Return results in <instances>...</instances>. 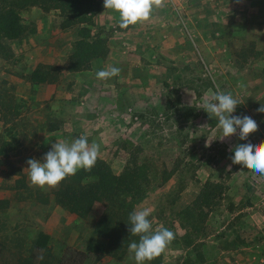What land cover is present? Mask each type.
Segmentation results:
<instances>
[{
	"label": "rangeland",
	"instance_id": "1",
	"mask_svg": "<svg viewBox=\"0 0 264 264\" xmlns=\"http://www.w3.org/2000/svg\"><path fill=\"white\" fill-rule=\"evenodd\" d=\"M105 11L92 16V29L108 41L125 29L118 21L108 24V15L102 21ZM21 15L23 36L0 47V142L8 127L20 140L14 153L0 156V221L8 223L10 232L22 230L31 238L45 230L53 236L56 252L62 242L84 246L108 199L97 195L87 217L73 213L56 200L63 182L56 188L31 185L27 160L42 161L57 140L72 142L86 134L89 144L100 145L98 159L110 165L124 186L131 179L127 167L146 165L147 180L133 184L135 210L151 209L153 229L163 226L176 234L161 264H214L224 258L221 248L242 254L247 250L239 264H264V175L233 164L230 150L240 143L264 142V113L256 111L264 104V0H166L148 21L130 25L148 26L150 37L138 34L141 39L121 50L128 59L122 71V105L108 96L112 83L105 86L109 90L100 85L98 92L108 94V102L91 109L84 121L79 117L76 121L82 125L70 133L64 128L68 120L51 117L52 100L37 98L39 84L29 76L40 67L50 73L52 80L46 84L81 86L75 81L90 73L94 59L73 60L80 25L65 24L59 9L33 6ZM159 26L162 32L156 31ZM109 53L110 48L102 58ZM217 90L238 100L233 115L258 122L248 140H240L238 133L223 138L218 119L204 110V102ZM76 103L79 113L78 108L87 105L84 95ZM50 126L62 129L53 143L39 138ZM137 173L136 167L132 176ZM207 181L219 186L212 189L210 202L203 203L195 228L183 212L193 207ZM94 264L136 261L127 250L122 260L105 256Z\"/></svg>",
	"mask_w": 264,
	"mask_h": 264
},
{
	"label": "trees",
	"instance_id": "2",
	"mask_svg": "<svg viewBox=\"0 0 264 264\" xmlns=\"http://www.w3.org/2000/svg\"><path fill=\"white\" fill-rule=\"evenodd\" d=\"M103 3L104 0H0V47L4 46L5 40L23 36L25 25L22 21V11L40 6L46 11L59 9L65 24L80 25L78 39L74 44L73 60L83 63L105 57L109 52L108 41L92 29V16L105 9ZM49 74L42 72L38 67L30 74L29 80L34 84L49 82L52 80ZM19 146L20 140L14 128L8 127L6 138L0 142V156H10ZM136 167L139 173L134 177L132 172ZM145 170L146 165L138 167L136 162L135 167H127L125 173L131 179L126 182L127 186H124L110 165L98 159L91 171L81 169L75 176L63 181L55 193L56 200L73 213L87 217L93 210L97 195L108 199L105 210L94 223L92 234L83 247L62 242L56 252L53 248V236L49 232L38 230L30 238L25 236L22 230L11 233L8 223L0 221V264H89L90 261L94 264L105 256L122 260L129 244L134 241L139 243L140 237L130 232L129 216L135 211L133 184L139 178L147 180ZM217 186L219 185L213 182H205L193 207L184 210L183 217L189 221V225L198 227L203 203L208 204L215 196L212 189L215 190ZM189 243L192 244L193 241ZM41 251L44 258L38 260L37 256ZM162 260L163 254L149 264H161Z\"/></svg>",
	"mask_w": 264,
	"mask_h": 264
},
{
	"label": "clouds",
	"instance_id": "3",
	"mask_svg": "<svg viewBox=\"0 0 264 264\" xmlns=\"http://www.w3.org/2000/svg\"><path fill=\"white\" fill-rule=\"evenodd\" d=\"M165 3L166 0H104L103 7L118 12L119 26L126 29L130 25L148 21L154 10L164 7ZM120 71L117 67H109L97 71L96 77L107 80L119 76ZM238 104V100L231 93L217 90L211 101L204 102V110L218 119L223 138L238 133L239 139L245 141L250 134L257 131L258 122L247 115H233ZM256 111L264 113V104ZM230 150L234 153L231 156L233 164L242 165L256 174L264 175V142L240 143ZM100 154V145L96 142L89 144L86 134L72 142L57 140L42 161L34 158L27 160L30 183L40 188H56L81 169L91 171ZM228 170H231V165ZM150 215L151 209L141 208L129 216L131 234L140 237L139 243L131 242L128 248L129 253L134 254L136 264H146L161 256L176 238V234L166 227L160 226L154 230ZM43 258L41 251L37 259Z\"/></svg>",
	"mask_w": 264,
	"mask_h": 264
},
{
	"label": "crops",
	"instance_id": "4",
	"mask_svg": "<svg viewBox=\"0 0 264 264\" xmlns=\"http://www.w3.org/2000/svg\"><path fill=\"white\" fill-rule=\"evenodd\" d=\"M36 10V8H33V12ZM105 15L109 16L110 19L107 20L108 24L112 20L120 22V17L118 14H116L113 10L106 9L103 16H101V20L103 21V17ZM107 18V17H106ZM156 17H154L155 19ZM160 19V17H159ZM110 20V21H109ZM168 26V25H167ZM138 27V28H137ZM165 27L166 26H162ZM162 27L157 28V32H162ZM170 27V25H169ZM167 27V28H169ZM171 29L175 27H170ZM149 27L147 26H129L125 30H119L117 33H113V35L109 36L108 39V45L110 48V53L108 57L106 58H96L90 63V73L87 74L82 79L79 78L75 82H80L81 86L73 85L71 88H68V86L60 85L59 83L55 84H46L42 83L37 85V98L41 101H48L52 100L53 107L51 111V117H53L55 120L56 118L61 119V122H65L66 120L69 121V125L66 124L64 128L66 130H70V132H74L75 128L82 125L83 122H77L76 120L79 119L83 120L91 113V109H97V107L103 108V105H106L107 96L108 94H105L104 92L99 93L98 90H100V85H103L102 88L109 90L108 87L111 83L113 85L112 93L108 96L110 97V100L113 103H116V106L122 105V98L124 97V91L126 89V85L123 82L124 78L123 72L125 70V66L128 65V62L124 56H122L121 50L122 48H126V44L134 45L136 41L141 39V37H137L138 34H142L143 36L147 35L150 37V33L148 31ZM147 37L145 36V39ZM116 50H119V53H115ZM114 57V59H113ZM115 66L119 67L121 69V74L117 77H112L107 80H100L96 77V72L100 71L101 68H105L106 66ZM123 71V72H122ZM80 95H84L85 100L87 102V105L83 108L80 107L78 110L80 112L78 113L76 109V98ZM64 97V98H63ZM76 97V98H75ZM114 103V104H115ZM68 126V127H67ZM60 131L62 129H55L51 130V126L46 129V134L39 135V138L46 139L50 141V143H53L56 140V137L60 136ZM68 133V132H67ZM65 136V135H64ZM221 251L223 252L222 255L224 258L223 260H219V262H216L214 264H239L241 261H245V256L247 253V250H245L244 254L241 253L240 250L235 249L234 251L226 250L224 248H221ZM226 252V253H225ZM235 261V263H233ZM198 264H207L206 262H203L201 260Z\"/></svg>",
	"mask_w": 264,
	"mask_h": 264
},
{
	"label": "built area",
	"instance_id": "5",
	"mask_svg": "<svg viewBox=\"0 0 264 264\" xmlns=\"http://www.w3.org/2000/svg\"><path fill=\"white\" fill-rule=\"evenodd\" d=\"M261 205L263 206V209H264V195H263L262 200H261Z\"/></svg>",
	"mask_w": 264,
	"mask_h": 264
}]
</instances>
